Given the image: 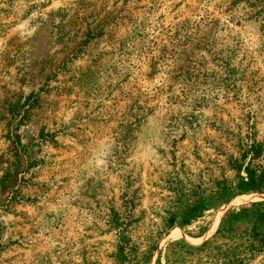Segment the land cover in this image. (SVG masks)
I'll return each instance as SVG.
<instances>
[{"label":"rangeland","instance_id":"374dc122","mask_svg":"<svg viewBox=\"0 0 264 264\" xmlns=\"http://www.w3.org/2000/svg\"><path fill=\"white\" fill-rule=\"evenodd\" d=\"M252 142L264 0H0V264H153L251 203L235 230L264 237L231 165ZM239 242L194 264H264Z\"/></svg>","mask_w":264,"mask_h":264},{"label":"trees","instance_id":"16d2710c","mask_svg":"<svg viewBox=\"0 0 264 264\" xmlns=\"http://www.w3.org/2000/svg\"><path fill=\"white\" fill-rule=\"evenodd\" d=\"M259 159L260 147L255 142H252L243 146L239 162L235 161L231 164L237 174L236 179L240 181V184L245 185L243 188L244 192L254 191L264 193V161H260ZM241 172L245 177L240 176ZM245 180H247V185L244 183ZM220 184L221 190L222 188L225 190L232 189L226 181ZM219 190L220 188L215 190L216 195H219ZM221 197H223V193L221 196H218L220 199ZM218 198L214 199L219 200ZM262 205L261 203H251L236 208H229L221 219L219 229L208 240L203 241L197 247H191L180 242L169 243L164 247L162 253L158 252L153 264H194L202 257H208L213 251L218 250L221 245L236 244L238 241L251 250H260L264 245V237L259 236L256 227L251 225L250 228H244L242 231L236 232L235 223L243 219H246L248 222L250 220L249 212L251 211L257 215L261 214L262 210L260 209H262ZM116 221L117 216L113 214L110 223L116 226ZM171 225L172 218L167 217L165 226L169 227ZM130 250L131 247L129 246L120 245L117 247L116 255L120 259L117 264H131V261L128 260V256L131 255ZM152 250H155V247ZM142 261H144V258Z\"/></svg>","mask_w":264,"mask_h":264}]
</instances>
